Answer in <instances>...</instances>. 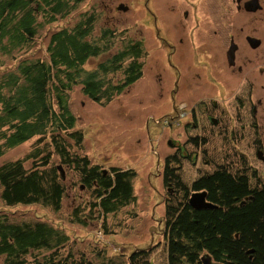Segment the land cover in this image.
<instances>
[{
  "label": "trees",
  "instance_id": "16d2710c",
  "mask_svg": "<svg viewBox=\"0 0 264 264\" xmlns=\"http://www.w3.org/2000/svg\"><path fill=\"white\" fill-rule=\"evenodd\" d=\"M78 1L0 0V156L3 147L38 136L29 154L31 167L24 160L0 165V199L9 208L39 206L56 213L67 195V182L57 169L61 165L74 176L72 182L89 192V201H79L69 218L83 225L132 204L137 173L110 165L106 171L91 162L83 151L84 132L76 128L70 91L79 85L88 99L103 106L143 77L147 54L141 39L122 35L120 46H114L111 29L91 37L94 16L88 14L71 29L51 30L44 59L27 54L38 31ZM102 55L104 60L86 68L89 58ZM6 58L15 63L5 65ZM116 73L120 78L115 80ZM169 163L162 171L163 185L172 188L162 232L167 264H202L204 257L218 264H264V181L258 174H248L245 164L232 168L225 160L190 184L178 165ZM194 192H205L211 207H191ZM28 218L14 219L0 210V264H95L85 250L74 248L77 242L65 228ZM101 227L109 233L106 222ZM92 251L96 264H155L150 249L127 255Z\"/></svg>",
  "mask_w": 264,
  "mask_h": 264
},
{
  "label": "rangeland",
  "instance_id": "374dc122",
  "mask_svg": "<svg viewBox=\"0 0 264 264\" xmlns=\"http://www.w3.org/2000/svg\"><path fill=\"white\" fill-rule=\"evenodd\" d=\"M130 3L129 13L115 11L117 4ZM155 0H145V4L153 10ZM171 5L178 8V0H173ZM142 0H79L70 4L63 15H57L55 21L38 31L30 49H25L33 58L44 59L46 57L45 46L51 30L62 28L71 29L85 19L83 14L94 16V28L91 37H98L103 29H111L114 35V46H120L122 35L126 39H141L146 52L143 77L130 86L128 91L122 92L109 103L99 105L88 99L77 85L69 94L70 107L77 118L76 128L84 132L83 151L87 153L92 163L100 164L103 169L108 166L121 168H133L136 177L133 179V193L135 200L128 206L121 207L106 217L91 221L87 224L70 222L71 209L78 202H88L89 192L82 185H78L72 173L64 170V179L67 182V195L62 208L56 213L39 206L6 207L0 199V210L12 214L14 219L20 218L41 219L48 221L57 227L65 228L69 236L77 242L75 249H83L89 259L95 264L96 254L92 250L106 249L104 254H129L134 249H150V259L155 264H167L166 249L164 247L163 229L165 216V201L169 199L167 187L162 182L164 156L174 153L175 149L166 143L167 139L182 144L185 141L183 129L169 128L164 120L174 115V102L178 103V97L160 96L156 93L153 80L151 79L155 63L152 54L155 52L153 26L161 22L158 18L149 17L145 13L136 14L143 9ZM207 7L203 9V16L210 21V26L220 27L222 35L227 34L231 26H241L245 29H253L258 35H262V49H264V10L256 14L233 16L232 9H224L219 0H207ZM164 7V4H163ZM181 13V12H180ZM203 19V17H201ZM188 30H192L194 22H187ZM200 25V24H198ZM195 25V26H198ZM123 32V33H122ZM238 32V31H237ZM192 33V32H191ZM44 47V48H43ZM252 58H264V51L255 53L250 51ZM249 58H251L249 56ZM104 60L103 55L97 58H89L86 68H91L97 62ZM5 65H13L12 58L4 59ZM112 75V74H111ZM119 79L118 73L111 76ZM197 83H201L199 79ZM205 84V83H204ZM203 84V85H204ZM204 87V86H202ZM210 88V87H209ZM160 96V97H159ZM209 97V93H207ZM174 100V101H173ZM183 137H182V135ZM38 136L15 145L3 147L0 156V165L14 160H24L26 167L32 166L34 160L29 156L34 148ZM181 140V141H180ZM2 143V141L0 142ZM39 146L42 143L38 144ZM188 149L192 147L187 145ZM231 161L228 164L243 166L251 170L248 174L256 171L264 181V171L259 161H252L255 167L250 168L249 162L252 156L245 141L239 145L232 144L227 151ZM240 155L241 159H238ZM254 157V156H252ZM225 161V160H224ZM200 162L191 164L183 161L181 175L186 182H191L198 174L196 167ZM231 168V169H232ZM105 171V172H106ZM232 171H235L232 169ZM82 187V188H81ZM84 212H88L85 210ZM106 222L108 234L102 231V222ZM99 253H102L98 251Z\"/></svg>",
  "mask_w": 264,
  "mask_h": 264
},
{
  "label": "flooded vegetation",
  "instance_id": "af4514ba",
  "mask_svg": "<svg viewBox=\"0 0 264 264\" xmlns=\"http://www.w3.org/2000/svg\"><path fill=\"white\" fill-rule=\"evenodd\" d=\"M206 1L178 0V8L174 9L173 0H155L152 10L142 0L143 9L136 13L161 22L153 26L155 65L151 79L157 94L179 100L174 102V115L164 121L169 128L183 129L185 141L180 144L166 140L175 152L164 156L163 164L169 160V165H178L181 175L184 160L200 162L204 168L196 167L198 174L191 182L214 171L224 160L233 163L226 151L242 141L254 156L250 161L242 155L250 168L257 160L264 171V58L254 59L250 52L264 51L262 35L253 29L231 26L234 30L228 28L223 36L224 31L210 26L207 16L202 15L208 6ZM219 1L236 17L264 10V0ZM130 9L126 1L117 4L115 11L129 13ZM191 20L194 27L188 30L186 23ZM164 186L172 192L171 186Z\"/></svg>",
  "mask_w": 264,
  "mask_h": 264
},
{
  "label": "water",
  "instance_id": "95a60500",
  "mask_svg": "<svg viewBox=\"0 0 264 264\" xmlns=\"http://www.w3.org/2000/svg\"><path fill=\"white\" fill-rule=\"evenodd\" d=\"M57 169L60 172L61 178L64 179V170L62 166L61 165L57 166ZM103 174H105L104 170H103ZM189 205L195 209L211 207L209 203L205 201V192H194L193 194H191V196L189 197ZM201 261L202 264H218V263H214L209 257H204L202 258Z\"/></svg>",
  "mask_w": 264,
  "mask_h": 264
}]
</instances>
